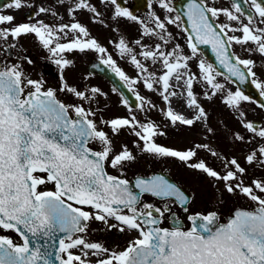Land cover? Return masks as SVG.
I'll use <instances>...</instances> for the list:
<instances>
[{"label": "snow or ice", "instance_id": "obj_1", "mask_svg": "<svg viewBox=\"0 0 264 264\" xmlns=\"http://www.w3.org/2000/svg\"><path fill=\"white\" fill-rule=\"evenodd\" d=\"M98 2L111 7V20L125 19L142 27L135 41H108L134 67L135 78L117 65L77 19V13L86 11L93 23L104 22L103 13L91 0H55L57 6L65 7L70 23L62 22L51 4L0 0V47L6 45L4 51H9L16 47L12 41L31 36L47 53L58 76L55 87L48 86L42 74L33 79L24 64L35 62L26 54L14 63L0 61V264H264V178L249 175L250 169L264 170V125L247 119L242 104L257 102L241 87L250 82L264 98V80L256 78L252 59H242L232 51L239 45L249 54L264 57V0H244L248 12L236 2L229 8L217 6L215 0H189L182 15L191 29L186 38L191 54L172 43L174 37L166 27L179 28L181 14L161 19L151 11L158 6L172 13L171 0H147V21L124 6L127 0ZM33 8L28 22L17 20L15 12ZM47 16L61 22L50 24L42 18ZM220 17L227 22H220ZM146 37L159 42L144 43ZM198 45L211 46L223 71L199 58ZM89 51L100 54V64L109 67L134 94V105L121 98L128 116L106 119L104 110L94 107L104 92L69 83L66 72L74 61L65 54ZM193 61H198V73L192 71ZM220 76L236 85V90L218 82ZM196 85L204 89V100L219 99L235 115L243 131H234L231 140L249 149L243 165L236 156L227 157L207 143L184 150L156 143L166 135L162 128L169 125L191 129L200 123L207 135H215L206 108L198 102ZM137 86L156 95L164 106L158 109ZM174 100L189 113L177 111ZM257 107L264 111V102ZM157 110L164 125L151 119ZM123 132L143 142L142 146L134 144L140 151L173 158L214 181L221 198L225 194L242 197L253 207L238 208L222 219L218 209L194 208L195 194L189 195L163 176L137 178L138 192L133 191L128 179L107 171L122 169L136 159L127 145L116 149L114 138ZM201 152L219 161V171L208 165L207 156L201 158ZM142 196L162 204L145 202ZM173 209L182 212L183 219ZM165 220H171L169 227L163 226ZM93 223L102 225L105 232L135 235L123 249L108 247L89 239ZM3 233H14L18 240Z\"/></svg>", "mask_w": 264, "mask_h": 264}, {"label": "rangeland", "instance_id": "obj_2", "mask_svg": "<svg viewBox=\"0 0 264 264\" xmlns=\"http://www.w3.org/2000/svg\"><path fill=\"white\" fill-rule=\"evenodd\" d=\"M132 27L136 28L137 32H132V31L128 32V29L125 28V25H120L119 27H115L114 24H104L102 35L97 34L94 37L98 40V42L102 46H104L107 49L108 54L112 55L117 65L129 77L135 78L136 70L134 69V67L130 63H128L127 60L121 59L120 56L116 53L114 49V45L109 44L108 42L109 40L118 41L120 38H124L129 42L139 39L142 31V27L138 26L137 24L135 25L134 23H132ZM166 27L174 37L172 43L173 44L178 43L181 46V48L184 50L185 54H191L190 50L187 48L186 37L182 33H180L179 28L176 25H167ZM113 28H117L118 31L113 32L112 31ZM149 39H154L153 43L159 42L158 38L156 37H152ZM143 42L150 45L153 44L150 40L147 39V37L144 38ZM130 46L134 47V45L132 44H130ZM165 50H170V49L166 48ZM91 53L93 54V52L90 51L88 53L90 57H91ZM88 54H87V59H88ZM198 54L200 59H203L207 62V60L199 52ZM197 62L198 61L191 62L192 71L194 69L193 71L194 73H198V69L196 67ZM74 74L75 76H78L79 79H81L79 81L81 82V84L80 86L76 85L77 87L79 86V88H81L82 90H86L87 88L90 87H97L106 94L104 97L98 98L99 99L98 105H94V107H99L104 110L102 114L106 119L115 116L124 117L129 115L128 109H126L123 106L121 102V96L117 93V91L114 90L112 91L111 87H109L106 84L102 85L101 82H99L94 78V76H90V77L86 75L83 76L84 72H74ZM85 74L87 73L85 72ZM217 80L220 83H224L226 85V88H229L232 91L236 90V86L234 84H228L223 79V76L217 77ZM72 83H75V81H73ZM137 90L140 92L141 95H144L146 98L156 103L158 109L164 106L156 95L147 92V90L143 89L142 86H137ZM203 91L204 89L200 85L195 86V93L198 97V102H200L202 106L206 108L209 114L208 123L210 124L211 127H213L216 130L215 135H207L205 133L204 125L200 123H197L191 129L187 128L186 126L175 128L169 125L167 127L162 128L163 131H165L166 135L162 136L161 140L157 139L158 140L157 143L169 148L179 149V150H184L195 143H207L213 149L217 150L218 152H220L221 154L227 157L236 156L237 158L240 159V162L243 165V155L247 151H249V149L245 147V145L243 144L234 145L231 140V135L234 131H243V129L236 122L235 115L233 114V112L230 109L226 108L220 102L219 99H214L213 101L204 100L202 96ZM60 96L64 98L63 94H60ZM174 105L179 106L178 104H176V102H174ZM242 107L247 113L248 120H252L258 117L264 118V112L261 111V109L257 107L256 104L244 102L242 104ZM189 111L190 110L187 109L186 113L183 114L187 115ZM151 119L160 125H164L166 123L164 117L160 114L158 110L152 113ZM131 136L132 135H128L127 132H123L119 137L114 138V143L117 151H119L121 144L127 145L129 150H131L132 152H136V150H139V148L135 147L134 144H140L142 146L143 142L138 141L136 138ZM132 138L134 141L136 142L138 141V143L133 142ZM142 154H143L142 158L136 157V160L134 162L135 165L134 164L130 165L129 163H127L126 166H124L125 173H122V175L126 176L127 174H130V172L136 169L137 167H142L144 170L148 168L147 163L148 164L150 163L151 155L144 152H142ZM206 156H207L208 165L219 171V161H217L215 158L211 156H208L206 153L201 152V158H205ZM170 161L171 162L168 163L167 165L165 163V159H161V160L158 159L156 161V164L170 167L172 169L170 171H172V173L176 175L178 182L181 185H183L190 192V194L192 193L195 194L194 208L218 209L223 219L224 215L228 213L236 205L253 206L251 202L245 200L242 197H234L225 194L221 198L216 188L213 187L214 181H211L210 179L204 177L203 175L186 168L180 162H178L177 165H175L174 163L175 160L174 161L170 160ZM107 170L110 173L112 172L118 174L116 169L107 168ZM249 175L250 178H264V170L250 169ZM181 215L182 217L184 216L182 212ZM112 243L113 241L104 244L108 247H116ZM117 246H119V243Z\"/></svg>", "mask_w": 264, "mask_h": 264}, {"label": "flooded vegetation", "instance_id": "obj_3", "mask_svg": "<svg viewBox=\"0 0 264 264\" xmlns=\"http://www.w3.org/2000/svg\"><path fill=\"white\" fill-rule=\"evenodd\" d=\"M177 0H171V6L174 8V11L172 13H167L164 10H161L158 6H154L151 11L155 12L157 16H159L161 19L164 18V16H175L177 15L176 9H175V2ZM233 0H215V4L219 7H229L233 3ZM239 4L241 5V8L248 12V5L245 4L244 0H238ZM37 5H53V7L56 8V10L59 12L60 17H63L64 23H70L71 18L67 16L65 7L64 6H57L55 4V0H36ZM91 3L94 4L100 12L103 13L104 16V22L101 23H93L92 22V15L90 13H87L86 11H81L76 14L77 19L84 24L86 27H88L91 35L96 36L97 34L102 35L103 33V26L104 24H114L115 27H119L120 25H125V28L128 29V32H137L136 28L132 27L131 21H127L125 19H120L118 22L113 21L110 19V16L112 14L111 7H105L104 5L100 4L98 0H91ZM129 8L130 11H132L135 15H137L140 19H143L147 21L148 19V13L150 9L147 6V0H127L126 5ZM36 9H22L20 11L15 12V15L17 17V20L20 22H28L27 17L31 15L32 12H34ZM3 11L7 14L9 10L3 9ZM45 19L48 23H59L61 21L54 20L51 16L42 17ZM220 22H227L224 17H220ZM130 23V24H128ZM136 25V23H134ZM138 26H141L137 24ZM139 29V28H138ZM180 33L186 36L185 32L182 29L181 21H180V27H179ZM237 35H240L237 33ZM12 43L16 44V47L13 49H10L9 51H4V47H7L4 45L3 47H0V61H6L8 63H14L17 61L18 57L22 55H27L29 58H31L35 63L34 65H28L24 64L25 71L28 72V74L33 78H37L41 74L43 75L44 79L47 80L48 86L55 87L58 84V76H57V69L56 67L50 63V61L47 59V53H45L39 46L38 43L34 40L33 37H22L19 41H12ZM251 47V45H249ZM237 55L240 56L242 59H252L255 62L254 71L256 72V78L258 80H264V57L260 56L258 53H252L249 54L248 52H245L239 45H234L232 49ZM86 53H79L74 52L71 54H65L67 58L72 59L74 61V66L66 72L67 78L69 83L72 84L73 81L77 82V85L80 86L81 82H79L81 79L78 78V76H75L74 72H85L87 69V66L89 62L92 60V56ZM9 54L10 58H9ZM88 54V59H87ZM16 59V60H15ZM86 75V74H85ZM95 76L99 77V79H102V77L97 74H91L87 73L86 76ZM78 86V87H79ZM64 97V96H63ZM60 99H65L60 96ZM261 125H264V118L260 120ZM152 160L155 161L154 156H152ZM169 160V159H167ZM152 164L151 169L144 170L143 168H136L130 173H137L140 172L142 174H148L152 172L154 169H156ZM125 169V167H123ZM164 170H167L164 168ZM123 173V172H122ZM128 177V175H126ZM142 200L145 202H152L156 203L157 206H161L162 202L156 200L155 198L148 197V196H142ZM175 212H177V215L179 217H182L181 212L178 209H173ZM169 220H165L163 226H168ZM102 225L99 223H93L92 228L94 229L93 232L90 233L89 239L92 241H98L101 243H110L113 241V245L117 246L119 243L120 249H123L126 245L129 239L132 238L135 234L133 233L132 236L129 235L128 232L125 233H119L117 231L112 232H105L102 230ZM7 235L11 236V233H5ZM18 240V239H14Z\"/></svg>", "mask_w": 264, "mask_h": 264}, {"label": "water", "instance_id": "obj_4", "mask_svg": "<svg viewBox=\"0 0 264 264\" xmlns=\"http://www.w3.org/2000/svg\"><path fill=\"white\" fill-rule=\"evenodd\" d=\"M183 1L184 0H178L177 6H176L178 12L181 15L185 11L186 6H187V5H184ZM182 19H183L182 22L184 24V27L185 29H187V34H189L191 32V29L188 27L187 17L182 15ZM197 49H199L202 52V54L212 62L213 66L217 68V70L223 71V69L220 68L219 63L217 62L215 54L212 52L210 45H198ZM98 71H100L122 93V95L129 100L130 104L134 103L133 96L130 94V92H128L126 87L123 86V83L115 76V74L109 68L100 66L98 68ZM241 87L243 88V91L245 92V94L254 98L256 102L258 103L264 102V98L260 96L257 89L250 82L246 83L245 85H242ZM153 176H157V175H152L150 177H153ZM150 177H143V178L148 179ZM137 178H140V177H134L133 179L130 180V187H132L133 191L135 192H138V190L135 189L134 187V183ZM236 209L238 208H235L234 210Z\"/></svg>", "mask_w": 264, "mask_h": 264}, {"label": "bare ground", "instance_id": "obj_5", "mask_svg": "<svg viewBox=\"0 0 264 264\" xmlns=\"http://www.w3.org/2000/svg\"><path fill=\"white\" fill-rule=\"evenodd\" d=\"M174 102H175V100H174ZM177 111H180V112H184V113H186V108H180L179 106H178V109H177Z\"/></svg>", "mask_w": 264, "mask_h": 264}]
</instances>
